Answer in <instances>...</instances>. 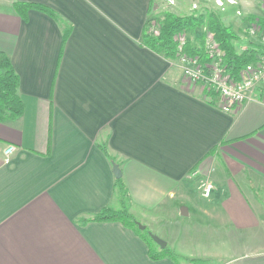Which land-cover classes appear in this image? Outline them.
Listing matches in <instances>:
<instances>
[{"label": "crops", "instance_id": "crops-1", "mask_svg": "<svg viewBox=\"0 0 264 264\" xmlns=\"http://www.w3.org/2000/svg\"><path fill=\"white\" fill-rule=\"evenodd\" d=\"M152 2L0 0V53L24 103L0 123V264H176L151 259L145 235L123 223L92 221L121 210L114 164L130 213L181 264H264V84L238 112L222 111L178 59L143 44ZM236 2L218 8L237 49L264 55L248 34L264 26V0ZM16 3L53 16L23 18ZM201 34L188 35L189 55L207 62ZM202 178L209 199L196 190Z\"/></svg>", "mask_w": 264, "mask_h": 264}, {"label": "trees", "instance_id": "trees-1", "mask_svg": "<svg viewBox=\"0 0 264 264\" xmlns=\"http://www.w3.org/2000/svg\"><path fill=\"white\" fill-rule=\"evenodd\" d=\"M14 7L23 18L26 17L29 10H38L53 16V13L50 11L35 5L16 3ZM150 20L151 18L148 19L145 25L143 44L167 59H178V45L175 41L177 35L180 33L194 35L198 31L202 32V41H205L206 31L214 35L216 42L224 52L223 66L226 68V72L233 78H238L239 73L245 66L255 63L260 57L259 53L255 50L248 49L244 52H239L235 45L238 36L232 31L231 27L224 23L219 12L214 10L207 8L204 9L202 13L185 17L170 12L164 13L163 19L158 20L160 26L159 36H155L151 33ZM187 52L191 54L194 53L189 47V44L187 46ZM18 89L19 78L13 69L12 63L5 54L0 53V123L16 120L23 115L24 103L18 93ZM213 95V92L208 93L209 97ZM115 190L121 205V210L106 208L96 215L92 221L121 222L124 226L135 230L139 235H145L148 245L150 246L149 255L151 259L161 260L170 257L174 259L176 264H181L178 257L170 253L167 248L160 252L153 249L152 245L156 244L151 238L148 228L143 232L139 230V227L134 222L135 218L130 213L129 206L127 205L130 196L122 178L116 181ZM191 264L212 263L205 260H192Z\"/></svg>", "mask_w": 264, "mask_h": 264}, {"label": "built area", "instance_id": "built-area-1", "mask_svg": "<svg viewBox=\"0 0 264 264\" xmlns=\"http://www.w3.org/2000/svg\"><path fill=\"white\" fill-rule=\"evenodd\" d=\"M227 3L231 6L237 5L236 0H227ZM170 4L174 5L175 3L172 1ZM217 4L224 9L222 0H217ZM237 14L241 15L240 12H237ZM151 33L155 36L160 35V31L155 26L151 27ZM248 34L250 37L264 43V27L260 21H254L250 24ZM175 41L178 45L177 57L183 66L186 81L191 84H202L206 94L213 92L218 95L221 101L220 107L226 113L234 114L238 112L248 99V93L258 85L264 84L263 54L255 63L245 66L239 73L238 78H233L223 66L224 52L211 32L206 31L204 42L207 62H202V58L199 56L189 55L187 52V33H180L175 37ZM16 151L15 146L6 147L4 150L5 164L12 162V157ZM200 190L202 197L209 199L213 191V185L208 181L202 182Z\"/></svg>", "mask_w": 264, "mask_h": 264}, {"label": "rangeland", "instance_id": "rangeland-1", "mask_svg": "<svg viewBox=\"0 0 264 264\" xmlns=\"http://www.w3.org/2000/svg\"><path fill=\"white\" fill-rule=\"evenodd\" d=\"M174 2V5H171L170 2ZM224 1V0H223ZM194 3H197L198 6H195ZM152 5L154 6V14L155 16H150L151 18V27L155 26L157 28V30L160 31V26H159V19H163V15L164 13L170 12V13H174L177 14L178 16H189L192 14H199L202 13L204 11V9H211L214 10L216 12H219V14L222 16V14L224 15L225 13L228 12V10H222L219 9L218 4H217V0H153ZM235 7V6H232ZM241 13V12H240ZM239 17V15H237ZM240 16H243L242 14ZM210 182L212 185V181L210 178H202V179H198L196 182V190L198 193H201V184L202 182ZM135 218V223H139L142 226H145L143 224H141L138 221V217L134 216ZM154 230V229H150ZM152 232H150L151 234ZM155 236V235H154ZM157 237V236H156ZM183 264H191V261L188 262H184L182 261ZM213 264H221L220 262H214Z\"/></svg>", "mask_w": 264, "mask_h": 264}, {"label": "water", "instance_id": "water-1", "mask_svg": "<svg viewBox=\"0 0 264 264\" xmlns=\"http://www.w3.org/2000/svg\"><path fill=\"white\" fill-rule=\"evenodd\" d=\"M113 170H114V175H115V177H116V179H121L122 178V173H121V171H120V168H119V166L118 165H116V164H114V168H113ZM186 216V215H185ZM137 224V226L139 227V230L140 231H145L146 230V226H142V225H140L139 223H136ZM151 236V238L153 239V241L156 243V244H158L162 249H165L166 248V246H167V244L164 242V241H162V240H160L158 237H156V236H154V235H150Z\"/></svg>", "mask_w": 264, "mask_h": 264}]
</instances>
